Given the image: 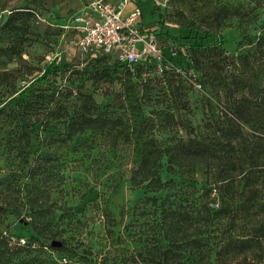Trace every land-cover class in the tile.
<instances>
[{
	"label": "rangeland",
	"instance_id": "1",
	"mask_svg": "<svg viewBox=\"0 0 264 264\" xmlns=\"http://www.w3.org/2000/svg\"><path fill=\"white\" fill-rule=\"evenodd\" d=\"M92 1L0 0V202L12 204L21 198L17 171L24 164L14 153L13 142L18 131L14 113L21 100L38 101L51 111L61 106L72 111L87 102L83 96H92L103 114L123 119L125 125L120 134H130L132 142L123 143L121 138L113 140L99 134L93 137L89 133L69 141L63 136L62 119L44 116L40 118L52 120V127L44 131L36 125L35 135L43 144L39 147V139H33L35 147L30 150V160L39 152L50 154L52 160L39 183L37 198L56 214L70 208V215L63 214L71 222L65 217L60 227L62 237L56 239H64L78 249L77 264H134L133 257L140 253L145 257V240L159 237L158 207L166 197L175 206L205 218L191 234L201 244L179 249L172 264H264V184L259 187L257 207L247 220L232 225L226 216L211 219L205 213L206 208L216 211L222 205L218 193L207 196L202 190L203 185L213 186V168L210 172L192 167L166 172L164 165L162 178L172 183L159 193L131 183L140 159L135 139L139 132L135 129L139 126L138 114L153 120L151 130H142L151 131L148 135L153 134L161 144H167L172 137L186 138L192 131L210 132L208 124L217 120L228 105L247 95L235 84L264 85V47L258 46L264 36V8L252 9L245 0H129L139 7L144 26L158 24V43L165 53L169 54L172 48L180 57L188 56L193 46H216L222 50L220 57H200L198 70L184 81L181 89L182 94H187L188 103L185 101L186 107L180 110L171 107L174 119L167 123L163 114L168 110L170 90L164 73L148 68L140 75L127 76L125 81L129 85L123 87L119 83H93L85 71L95 62L78 52L74 32L60 28ZM227 3L244 7L246 17H232L225 27L216 30L208 17L209 10ZM12 11L33 14L24 26L17 23L18 30L6 25ZM18 50L26 52V61L17 55ZM50 54L60 61L44 76V69L51 65L45 57ZM170 65L175 71L184 68L181 58ZM123 74L119 71L117 78ZM256 95L250 93V98ZM242 130L244 136L253 134L248 127ZM254 135L264 138V134ZM27 171L28 167L21 180H25ZM259 172L263 174L264 170ZM238 180L235 177V182ZM211 201L218 206L210 207ZM29 220L25 214L18 220L7 214L0 229L13 242L23 244L31 235ZM230 236L249 241L250 248L220 259L215 257ZM47 256L54 264L66 263L63 253L47 252Z\"/></svg>",
	"mask_w": 264,
	"mask_h": 264
},
{
	"label": "trees",
	"instance_id": "2",
	"mask_svg": "<svg viewBox=\"0 0 264 264\" xmlns=\"http://www.w3.org/2000/svg\"><path fill=\"white\" fill-rule=\"evenodd\" d=\"M245 1L253 6L252 9L264 8V0ZM242 8L244 7L227 3L210 9L208 17L214 29L217 30L225 27L232 17H246V12ZM32 14L26 11H12L6 25L20 30L17 23L24 26ZM258 46L264 47V36L259 39ZM221 53L222 50L216 46L204 48L193 46L189 49L188 56L180 57L178 54L175 59L171 60L176 61L181 58L184 68L178 71L170 69V71L162 72L163 76H167L166 84L170 90V100L167 99L168 110L163 114L164 121L173 122L174 114L171 112V107L174 106L176 110L186 107L184 102L188 103L187 94H182L181 89L184 81L190 75H194L196 69L198 70L200 57L206 54L220 57ZM17 55L26 61L24 59L27 56L26 52L18 50ZM89 60H93L94 65L84 69L89 72L93 83L104 81L111 85L119 83L127 87L129 85V82L125 81L127 76L132 78L134 74L140 75L148 68L158 71L155 64H137L130 68L106 56ZM53 66L54 64H51L44 69V76L51 71ZM262 67L264 68V64ZM119 71L125 73L121 78H117ZM235 87L247 91V97L242 96L238 101L228 105L217 120L208 124L210 132L206 134H195L192 131L186 138L172 137L167 144H161L153 134L148 135L152 133L151 131L147 133L142 130V128L151 130L149 125H154L153 120L138 114L139 126L135 129H139V132L135 135V139L139 146L140 159L131 178L132 185L135 187L145 185L149 192L159 193L168 189L172 183L162 178L164 165H166V172L182 167L210 172L213 168L214 184L213 186L203 185L202 190L207 196L214 197L218 193L222 205L216 211L206 208V215L211 219L226 216L230 218L232 225L238 220H247L251 210L257 207L259 187L264 184V173L259 172L264 170V138L254 135L255 132L259 135L264 134V85L258 87L250 82L249 84H235ZM250 93H257V95L250 98ZM83 97L87 102L72 111L63 106L51 111L45 108L43 103L30 99L21 100L18 104L17 111L14 113L18 131L13 136V142L14 153L19 162L24 164V167L17 171L21 198L12 204L0 202V226L7 214L14 215L17 220L20 219L21 214H25L30 219L27 224L31 235L28 242L19 244L13 242V238L6 236L5 231L0 229V264H54L53 260L47 256V252L63 253L65 257L62 258H66L65 264H77L75 259L80 258L77 248L69 246L64 239H56L62 237L60 227L65 217L71 222L68 216L70 208L67 212L56 214V211H50L49 206L37 198L40 190L39 183L44 174H47V165L52 160L50 154L39 152L30 160V150L35 147L33 139H39L35 135L36 125L39 124L44 131L52 127V120L40 118L44 116L54 117L56 120L62 119L63 136L69 141L87 133L89 136L94 137V134H99L101 137H110L113 140L121 138L123 143H130L134 140L130 134H120L125 125L122 118L103 114V109L95 103L92 96ZM244 126L248 127L253 134L244 136L242 130ZM42 144V140L39 139L38 146L41 147ZM26 167L28 171L23 181L21 179ZM235 177L239 178L238 182H235ZM33 190L37 193H32ZM212 201L209 204L210 207H217L218 203ZM158 211L159 237L153 238L154 240L152 238L145 240V257L142 253L138 254L137 258L133 257L131 261L134 264H172L176 260L179 249L184 246L192 248L196 244H201L199 239L192 238L191 235L205 220L199 213L194 215L178 205L175 206L169 197L161 201ZM63 213L68 215L64 216ZM52 242H58L60 245L56 248L52 247ZM249 243L247 240H240L237 236H230L228 241L215 253V257L220 259L234 252L243 253L250 248Z\"/></svg>",
	"mask_w": 264,
	"mask_h": 264
},
{
	"label": "built area",
	"instance_id": "3",
	"mask_svg": "<svg viewBox=\"0 0 264 264\" xmlns=\"http://www.w3.org/2000/svg\"><path fill=\"white\" fill-rule=\"evenodd\" d=\"M140 19L139 7L129 0L119 3L94 0L71 16L62 29L74 32V46L88 59L106 56L130 68L137 64H155L162 73L171 68V60L177 53L169 48L167 54L159 45L157 23L144 26ZM45 61L54 64L60 59L50 54Z\"/></svg>",
	"mask_w": 264,
	"mask_h": 264
},
{
	"label": "water",
	"instance_id": "4",
	"mask_svg": "<svg viewBox=\"0 0 264 264\" xmlns=\"http://www.w3.org/2000/svg\"><path fill=\"white\" fill-rule=\"evenodd\" d=\"M59 245H60V244H59L58 242H52V244H51V246H52V247H55V248L58 247Z\"/></svg>",
	"mask_w": 264,
	"mask_h": 264
},
{
	"label": "crops",
	"instance_id": "5",
	"mask_svg": "<svg viewBox=\"0 0 264 264\" xmlns=\"http://www.w3.org/2000/svg\"><path fill=\"white\" fill-rule=\"evenodd\" d=\"M129 9V8H128Z\"/></svg>",
	"mask_w": 264,
	"mask_h": 264
}]
</instances>
